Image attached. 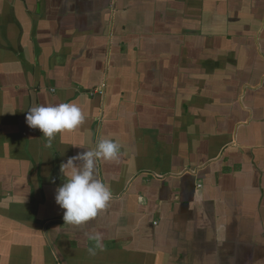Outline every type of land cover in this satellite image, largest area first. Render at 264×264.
Returning a JSON list of instances; mask_svg holds the SVG:
<instances>
[{
	"label": "crops",
	"instance_id": "0c3cea01",
	"mask_svg": "<svg viewBox=\"0 0 264 264\" xmlns=\"http://www.w3.org/2000/svg\"><path fill=\"white\" fill-rule=\"evenodd\" d=\"M63 102L49 147L25 116ZM105 137L112 199L65 224L61 166ZM0 264H264V0H0Z\"/></svg>",
	"mask_w": 264,
	"mask_h": 264
},
{
	"label": "clouds",
	"instance_id": "9594fccd",
	"mask_svg": "<svg viewBox=\"0 0 264 264\" xmlns=\"http://www.w3.org/2000/svg\"><path fill=\"white\" fill-rule=\"evenodd\" d=\"M27 125L39 129L50 147L58 133L71 131L85 120L81 108L72 102L37 105L26 113ZM121 145L112 138H100L94 148L77 157L70 158L61 166L65 174L64 183L56 189L55 202L63 209L65 224L76 228L83 227L108 206L112 199L110 187L98 175L96 162L113 161L119 156ZM74 160H79L77 165ZM87 238L96 247L102 246L103 237L99 232H86ZM94 253V249H89Z\"/></svg>",
	"mask_w": 264,
	"mask_h": 264
}]
</instances>
